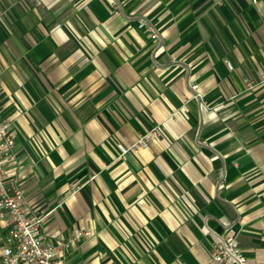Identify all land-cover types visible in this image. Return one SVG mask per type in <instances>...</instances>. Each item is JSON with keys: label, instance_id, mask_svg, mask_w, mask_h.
Listing matches in <instances>:
<instances>
[{"label": "crops", "instance_id": "0c3cea01", "mask_svg": "<svg viewBox=\"0 0 264 264\" xmlns=\"http://www.w3.org/2000/svg\"><path fill=\"white\" fill-rule=\"evenodd\" d=\"M0 118L64 264H264V0H0Z\"/></svg>", "mask_w": 264, "mask_h": 264}, {"label": "built area", "instance_id": "2783aa9c", "mask_svg": "<svg viewBox=\"0 0 264 264\" xmlns=\"http://www.w3.org/2000/svg\"><path fill=\"white\" fill-rule=\"evenodd\" d=\"M252 2L256 3V0ZM139 27L147 29L151 39L157 37L145 20L140 21ZM227 67L232 69L229 63ZM247 85L251 87L249 83ZM190 88L195 92V85ZM193 97L198 95L194 93ZM159 136L160 130L152 128L139 136L130 148L118 144L120 158L124 159L130 149L147 148L150 141ZM16 159L12 124L9 120L0 118V264H64L68 243L42 241V220L30 212L28 201L20 187L19 175L8 169L16 163ZM83 234L86 233L77 231L75 237ZM208 264H249L240 250L237 234L222 236L213 243Z\"/></svg>", "mask_w": 264, "mask_h": 264}]
</instances>
